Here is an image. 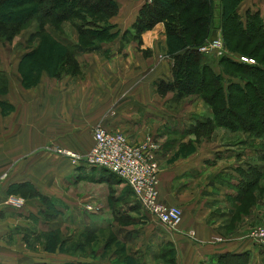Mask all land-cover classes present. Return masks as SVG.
<instances>
[{"label":"crops","instance_id":"1","mask_svg":"<svg viewBox=\"0 0 264 264\" xmlns=\"http://www.w3.org/2000/svg\"><path fill=\"white\" fill-rule=\"evenodd\" d=\"M115 1L119 12L106 22L115 33L111 40H97L93 48H79L80 31L71 20L62 23L63 34L52 30L63 45L74 47L79 63L76 74L64 72L56 77L53 67H46L32 86H26L21 67L27 61H21L39 45L37 39L30 41L36 23L12 42L0 40V71L6 77L0 93V264H105L97 259L36 250L27 242L44 231L59 229L63 211H88L91 217L81 220L85 231L106 230L118 223L106 215L102 202L104 207L99 205V210L94 206L100 198H109L108 190L116 202L113 218L119 213L138 217L133 215L138 214L133 211L138 202L129 184L107 169L73 165L67 157L48 149L88 152L94 143V126L100 121L109 130L123 132L133 144L148 134L160 142L159 200L183 210L179 226L167 233H152L155 225L149 216L143 220L144 235L136 233L143 226L138 218L129 225L121 224L117 238L131 247L132 258L151 264L149 259L160 258V249L171 243L180 253L179 264H219L226 252L246 251L255 264H263L264 247L247 238V233L237 234L234 240L221 233L231 221L230 201L238 196L251 172H261L264 166V141L223 127L217 128L216 134L223 129L226 132L200 143L195 142V135L185 134L194 118L204 112L192 115L186 105L172 107L177 104L173 100L175 92L161 96L157 91L160 79H173L164 22L145 31L139 46L125 33L150 0ZM248 9L259 10L264 17V0H242L239 13L245 14ZM44 55L41 60L49 58ZM236 134L242 137L238 140H243L242 148L234 146V138L225 139ZM85 181L89 185H81L82 195H74L72 188ZM25 184L48 198L47 210L53 217H43L41 210L46 205L37 197H26L22 207L7 202L9 197L20 195ZM91 202L93 210H88ZM53 211L60 215L54 216ZM156 245L158 250L154 249Z\"/></svg>","mask_w":264,"mask_h":264},{"label":"trees","instance_id":"2","mask_svg":"<svg viewBox=\"0 0 264 264\" xmlns=\"http://www.w3.org/2000/svg\"><path fill=\"white\" fill-rule=\"evenodd\" d=\"M241 1L150 0L142 6L132 29L125 33L129 40L133 36L140 46L141 36L145 31L160 22H167V55L173 61V79H160L156 88L161 96L175 92L176 100L199 95L210 106L211 114L194 118L195 121L185 132L195 135V142L198 143L204 138L210 139L218 126L254 132L256 136L264 138V54H261L260 61L257 60L256 54L261 51V47L264 48V17L259 10L251 9L245 14H240L238 6ZM60 4L63 7L57 10ZM197 6L199 11H195ZM119 9L115 0H0V40L12 42L18 34L36 23L30 41L32 43L37 39L39 45L23 57L21 63L26 59L27 65L20 66L24 84L32 86L46 67H53L52 74L56 77H60L64 72H79V63L72 50L74 47L63 45L60 38L54 35V31L63 34L64 21L71 20L79 29L80 45L77 47L93 48L95 41H108L115 37L106 22L108 18L116 16ZM195 13L198 14L194 17L195 20L186 15L184 26H179L174 21L173 14ZM225 13L228 14L227 22L222 18L225 46L234 51H239L240 48L245 51L251 42L258 39L259 43L243 55L255 59V63L242 61L241 56L225 54L219 56L222 72H216L210 65H200V57L206 53L201 52L199 48L213 38V28L219 27L218 22ZM208 14H215L216 18L209 21ZM76 16L80 19L83 16L94 18H90L84 25L81 22L79 24ZM233 38L239 39L243 44H232ZM41 54H45V57L49 55V58L41 60ZM144 54L148 55L149 51L144 50ZM5 86L6 77L0 71V93L4 91ZM257 178L258 173L251 172L248 181L241 185L240 189L248 191L257 182ZM28 187L31 186L25 184L22 190ZM28 197L40 198L46 205V209L41 210L43 217H53L51 211L47 210L49 202L46 196L31 187ZM140 206L138 203L133 207V211H137L141 216ZM136 219L124 213L116 215L117 222L122 225H129ZM86 233L91 235L95 232L90 230ZM58 234L59 231L55 230L48 235L53 246L61 248L69 242L59 240ZM172 245L166 243L164 247L173 248ZM251 263L253 257L249 251L226 252L219 259V264Z\"/></svg>","mask_w":264,"mask_h":264},{"label":"rangeland","instance_id":"3","mask_svg":"<svg viewBox=\"0 0 264 264\" xmlns=\"http://www.w3.org/2000/svg\"><path fill=\"white\" fill-rule=\"evenodd\" d=\"M241 3L242 1L240 2L238 6L239 8H240ZM62 7L63 5L60 4L57 10H60ZM197 9L199 11V6L195 8V11H197ZM2 10L4 9L2 8ZM225 14L221 15V20L218 22L219 27L213 28V30L214 29L215 30L213 32L212 39H219V40L224 41V30H223L224 23H223L222 18H224L225 22H227L226 20L228 18V14H226V16ZM186 15H189L190 19L195 20L194 17L197 16L198 14L196 13L195 14H173L174 19H175L174 21L177 22L179 26L180 25L184 26V21H186L185 20ZM214 17H215V14H208L209 21L211 19L214 20ZM90 18H94V17L93 16H87V17L83 16V18L80 19V17L76 16V20L79 22V24L81 22V24H84V25ZM166 23L167 22H164L165 27L167 28ZM211 40L209 39L207 42H210ZM239 42L242 43V41H240L239 39H234V38L232 39V44L236 45ZM258 43H259L258 39L257 41L251 42L249 47L245 49L246 52L242 48H240L239 51H236V50L234 51L232 49H229L228 46H225V48H223V52L228 53L232 56H238V57L243 56V55H246L245 53H248L251 50V48L255 47ZM256 54H258V57L256 56L257 60L260 61L261 54H264V48L261 47V51L257 52ZM219 56L220 55H217V53L215 52L204 54L202 57H200V65L201 66H203L204 64L210 65L213 70V66L211 63L214 64V62H216L215 64L217 65L214 64V66L217 68L216 70L217 71L219 70V72H222L221 64L219 61ZM210 58L214 59V62L210 61ZM225 77H227V75H225ZM190 96L195 97L196 95H190ZM196 97L199 100L197 99H192V101H190L189 99L176 100L175 98H173V100L177 104L175 105L172 104V107L180 108L183 105H186L185 107L191 108L189 114L193 115L197 111L199 114H200V111L204 112V113L201 112L203 115L211 114L212 109L210 108V106L206 104L199 95ZM222 127L223 126H218L217 128L219 129ZM223 128L225 130L227 129L228 131L231 130L232 132L235 131L237 133L238 132H241L244 134L247 133L250 138H255V137L258 138V136H256L254 132H250V131L247 132L242 129L233 130V129H228L226 127H223ZM216 129L213 133V137H218V135H221L222 133L226 132L223 129L219 131L220 133L216 134ZM232 138H234L235 140L234 146L238 148H242L243 140L238 141L242 137L241 136L239 137L238 134H236V135H233V137L228 135L226 136L225 139L231 140ZM260 138H262V140L264 141L263 137H260ZM204 139H207V138H204ZM262 147L264 148V143ZM49 148L50 147H48V149ZM257 173H258L257 182L254 185H252L248 191H244L240 189L238 191V196L235 197V199H233L232 201H230L231 209H232L231 221L229 225H227V227L223 228L224 229L223 233H221L228 239L230 238L231 240H234L236 239L235 237L239 236L237 234H240V233L241 234L247 233L246 236L247 238H249L248 234L251 232V230H253L254 228L260 227V226L264 227V166L261 169V172H257ZM82 184L84 186L89 185L87 181H85L84 183L80 182L79 186L77 185L72 188V193L74 195H78V196H80V194L82 195L83 193L82 192L83 188H81ZM30 190H31V187H28L26 189L21 190L20 195L17 194L14 196H16L17 198H23L26 202V199H27L26 197H28ZM108 191H109V196H108L109 198L108 199L100 198L97 203L102 202L105 205V208H107L106 215L111 218L110 220L112 222H114L116 217L113 218L111 213H113L114 211L116 202L112 198L113 192L111 190H108ZM102 203L94 205L91 202V205L96 206L95 208L98 207L97 210H99L101 207H104ZM140 210H141L142 217L139 216V213L138 214L135 213L133 215L138 216L137 218L140 221V225L141 224L143 225V226H140L139 228L137 227L138 232L136 233L138 235H144L146 233V229H145L146 227L144 228V224L146 223L143 220H146V216L148 214L142 207L140 208ZM221 210L226 213V208H223ZM53 212L55 213L54 216L60 215V212L58 211H53ZM61 213L62 214L59 217V221L61 225L59 226L60 228L57 229L59 231L57 238L61 241L70 239L71 242L62 245L61 248L60 246L56 248V246H53L52 242L49 239V235H48L49 232L44 231L39 236H37L36 239H32L28 241L27 245L35 248L36 250H42V251H47V252H60L61 254H66L68 256H71L72 258L81 257V258H87V259H90V258L97 259L105 264H139L141 262V260L139 259L135 260L134 258L131 257V254L129 253L132 250L130 251L131 247L129 245L128 246L124 244L122 245V243L118 240L117 233L119 234V231L122 230L120 222L114 223L113 226H111L110 228L106 230L97 229L95 233L88 235L85 231V227L83 226V222H82L86 220L88 217H91L88 211L86 210L85 211L77 210V212L76 211H69V212L63 211ZM225 213L223 214L225 215ZM153 221L155 225L154 229L150 230L151 227H148L147 230L152 231V233L154 234H158V233L162 234L164 232L167 233L169 232V230H173L165 226L164 224L160 223L159 220H156V221L153 220ZM108 239H111V241H107ZM172 247L173 248H170V247H164L165 249L161 248L160 256H158L160 258H156V260L153 261V259H151L152 257L151 258L149 257L150 258L149 262H151V264H179L180 263V253L178 249L175 247V245H172ZM154 249L158 250L159 246L156 245ZM141 252L142 251H140V253ZM141 255L142 254H140V256ZM251 264H255V262Z\"/></svg>","mask_w":264,"mask_h":264},{"label":"built area","instance_id":"4","mask_svg":"<svg viewBox=\"0 0 264 264\" xmlns=\"http://www.w3.org/2000/svg\"><path fill=\"white\" fill-rule=\"evenodd\" d=\"M223 48H225L224 41L212 39L199 50L206 54L215 52L223 56L228 54L223 52ZM241 60L255 63V59L250 57L241 56ZM93 139V146L86 153L60 147L49 149L67 157L73 165L84 164L114 173L129 184L137 202L147 212V216L175 230L182 221L183 210L178 205H167L159 200L160 142L153 135L148 134L139 143L133 144L123 132L106 128L103 121L94 126ZM7 202L18 207L25 204L23 198L16 196L9 197ZM87 209L93 210V206L88 205ZM248 237L264 246V227L254 228Z\"/></svg>","mask_w":264,"mask_h":264}]
</instances>
